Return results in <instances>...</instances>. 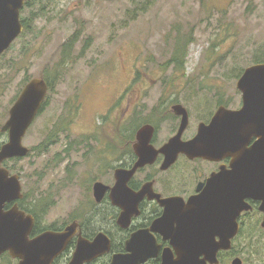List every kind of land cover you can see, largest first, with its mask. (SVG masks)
<instances>
[{
  "label": "rangeland",
  "instance_id": "374dc122",
  "mask_svg": "<svg viewBox=\"0 0 264 264\" xmlns=\"http://www.w3.org/2000/svg\"><path fill=\"white\" fill-rule=\"evenodd\" d=\"M21 15L28 27L0 58V111L25 79L51 83L23 138L35 152L18 163L26 202L51 195L46 227L84 213L115 231L92 186L109 185L130 137L150 120L160 139L168 136L172 100L194 117L210 116L221 101L240 109L237 74L264 54V0H29ZM76 32L64 61L63 44ZM178 43L186 45L180 69L172 61Z\"/></svg>",
  "mask_w": 264,
  "mask_h": 264
},
{
  "label": "flooded vegetation",
  "instance_id": "af4514ba",
  "mask_svg": "<svg viewBox=\"0 0 264 264\" xmlns=\"http://www.w3.org/2000/svg\"><path fill=\"white\" fill-rule=\"evenodd\" d=\"M26 2L27 0H25V4ZM24 22L25 20H22L24 25L23 32L25 30ZM23 32L12 42L9 48L12 47ZM9 48L0 55V58ZM34 78L37 77L32 79ZM32 79H25L21 89L12 98L8 109L0 111V152L11 140L10 129L6 128V126L11 118L12 109ZM46 82L48 83V90L38 115L48 102L50 82L48 80ZM4 94L5 91L0 81V103ZM176 105H182L188 113V122L181 133V139L185 142L195 138L203 124L210 125L220 107H229L227 103L221 101L218 102L217 109L213 113L211 112L212 114L209 112L210 116L206 114L202 116L203 113L199 110L197 111L199 116L194 117L190 109L182 102L178 100L170 101L171 116H174L176 120L175 126L168 136L164 139L159 138L160 126L154 120L143 124H149L153 127L150 144L155 149H161L172 137L180 132L185 114L184 112L178 113L174 109ZM34 120L25 134L31 128ZM130 139L131 141H127V146L129 147L120 156V163L113 169V177L109 185L100 180H95L92 186L93 197V187L97 181L108 186L107 192L101 201H96L95 197L94 199L97 203L104 204L106 202L108 204L106 212H108L110 220L113 221L115 231L104 228L100 224L97 225L94 222L95 219L89 218L84 213H79L72 216L70 222L61 227L44 229L33 235L37 224V218L33 215L35 224L31 237L45 230L64 231L67 230L69 225H75L74 234L66 248L54 259L52 264H69L80 239H87L92 242L102 232L110 238V251L84 264H101L102 262L109 264L116 254H127L131 259L134 254L142 253L144 255L148 252L152 255L140 264H163L165 255L169 259L176 260L182 251L202 252L200 260L203 262L201 264H237L235 262L236 259H239V264H264V252L262 253L261 250L262 241L264 240L263 200L247 197L245 201L249 207L237 213L238 209L232 210L233 206L222 205L220 199L223 202V198L219 195L209 198L204 197L212 187H215L214 191L217 193V188L224 184L226 178L223 177L231 170V157L224 154L218 159H208L201 156L190 157L188 154L180 152L173 163L164 166L166 156L160 152L154 162L139 167L131 175L127 181V186L123 185L125 188L120 196L117 194L113 197L112 194L118 181V170H132L139 159L134 148L138 143L137 131L134 138L130 137ZM256 140L257 138L253 137L248 147H251ZM25 146L29 149L26 157L35 152V147ZM26 157L19 155L7 157L0 162V169L7 171L10 179L14 176L21 179L18 163ZM262 179L264 180V178ZM1 183L5 185V183L10 182L5 181L3 178L0 180ZM22 198L6 202L0 208V211L7 214L11 213L16 207L19 210H23L21 208ZM112 198L114 200L120 198L126 203L128 211L131 212L130 221L127 225L123 226L119 223L120 216L125 209L115 204ZM226 199L225 201H228V198ZM205 216H210L216 221L209 223L205 228L201 227L198 229L197 232L200 235L195 236L192 230L196 225L191 222V219ZM229 219H234L235 221L229 222ZM232 231L235 233L228 241L227 236ZM228 242L229 245L227 244ZM207 252H216L217 263H212L206 258L205 253ZM6 254H9V252H5L1 256ZM9 256L11 255L9 254ZM13 259L19 262V259Z\"/></svg>",
  "mask_w": 264,
  "mask_h": 264
},
{
  "label": "water",
  "instance_id": "95a60500",
  "mask_svg": "<svg viewBox=\"0 0 264 264\" xmlns=\"http://www.w3.org/2000/svg\"><path fill=\"white\" fill-rule=\"evenodd\" d=\"M25 0H0V55L10 47L12 42L23 32L24 25L21 20V10ZM242 92V106L240 109L220 107L215 113L210 125L203 124L198 135L190 141H183L181 133L188 122V113L182 105L174 109L178 113L184 112V119L180 132L172 137L161 149H155L150 144L153 134L152 125H143L137 130L138 143L135 145L139 156L132 170L120 169L117 172V186L112 196L121 195L128 179L141 166L152 163L157 155L164 153L166 158L164 166L173 163L180 152L190 157L201 156L208 159H218L226 154L232 158L231 170L223 178L225 182L217 188L212 187L204 197L223 196L232 199L233 209H247V197L262 199L264 210V62L248 66L237 82ZM48 90V83L43 78L32 79L25 87L20 99L13 107L11 118L6 128L10 129L11 140L0 152V162L16 155L26 156L28 147L23 144V136L31 125L42 106ZM256 137L255 143L248 147L251 139ZM4 178L10 183L0 184V208L8 201L23 197L21 179L17 176L8 177V172L0 169V180ZM127 186V185H126ZM94 197L101 201L108 189L104 183L97 181L94 184ZM113 199V198H112ZM115 204L122 206L125 211L120 216L119 223L123 226L130 221L131 212L126 203L117 198ZM221 203L222 200L220 199ZM223 204V203H222ZM234 219H229V222ZM216 220L210 216L191 219L196 225L193 228L195 236L201 227L205 228ZM221 221V220H220ZM235 221V220H234ZM15 222V226H14ZM19 222V227H18ZM35 220L32 214L17 207L11 213L0 211V256L9 252L11 257L19 259L18 264H52L54 259L66 248L75 225H69L67 230H45L31 237ZM235 232L228 234V241ZM229 245V242L227 243ZM111 249V241L104 232L99 233L94 241L80 239L69 264H84L104 255ZM199 251H182L174 260L165 255L163 264H201ZM145 255V256H144ZM132 255L116 254L109 264H140L152 255L151 253ZM206 258L217 263L216 252L205 253ZM240 263L239 259L235 261ZM204 264V263H202Z\"/></svg>",
  "mask_w": 264,
  "mask_h": 264
},
{
  "label": "trees",
  "instance_id": "16d2710c",
  "mask_svg": "<svg viewBox=\"0 0 264 264\" xmlns=\"http://www.w3.org/2000/svg\"><path fill=\"white\" fill-rule=\"evenodd\" d=\"M28 4H29V0H27V2H26V5H28ZM24 24H25V28H27L28 24L26 21L24 22ZM77 33L78 32L74 33L68 39V41L63 44V47L65 48V51L67 53L65 56L66 60H64V61H67L70 59L71 50H72L73 46L76 44V40L79 38ZM261 55L262 56L257 57V60H256L257 62H255V63H263L264 62V54H261ZM185 57H186V45H184L182 43H178V46L176 48L175 55L173 56L172 61L176 62L178 64L179 69H180V68H183V65L185 62ZM243 72H244V70H241L237 74V77L239 75H241ZM28 196H29L28 193H24V196L21 200V208L23 210H25L27 213L33 214L37 218V224H36V227L33 231V235L37 234L38 232H41V230H44V229L57 228L55 226L46 227L43 225V216L48 212L50 206L53 205V203L50 201L51 195L45 196V197H49L48 200L46 198H44V199H41L34 204L33 203L30 204V203L26 202V198Z\"/></svg>",
  "mask_w": 264,
  "mask_h": 264
},
{
  "label": "bare ground",
  "instance_id": "6f19581e",
  "mask_svg": "<svg viewBox=\"0 0 264 264\" xmlns=\"http://www.w3.org/2000/svg\"><path fill=\"white\" fill-rule=\"evenodd\" d=\"M222 198H224L223 196H221ZM225 198H228V197H225ZM233 200L228 198V201H223L222 205H225V206H233L230 202H232Z\"/></svg>",
  "mask_w": 264,
  "mask_h": 264
}]
</instances>
